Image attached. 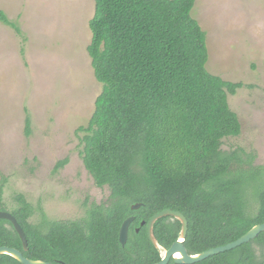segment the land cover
Wrapping results in <instances>:
<instances>
[{
  "label": "trees",
  "instance_id": "1",
  "mask_svg": "<svg viewBox=\"0 0 264 264\" xmlns=\"http://www.w3.org/2000/svg\"><path fill=\"white\" fill-rule=\"evenodd\" d=\"M196 0H95L88 46L103 90L87 125L76 129L82 158L98 187L110 189L106 203L93 202L81 220H32L23 194L10 211L25 231L28 250L12 222L0 218V246L15 247L33 260L54 264H155L161 249L147 222L171 208L188 219L190 254L235 241L264 223V167L243 148L224 150L223 140L242 132L229 94L245 87L207 68V34L192 10ZM0 22L21 38L17 20L0 9ZM26 134L31 118L26 117ZM67 159L60 160L57 167ZM256 175L260 184L254 186ZM6 178L0 172V210ZM258 206L252 211L251 200ZM142 203L139 209L132 205ZM135 216L126 245L123 222ZM145 224L142 225V222ZM9 224L7 227L5 224ZM182 223L159 219L154 234L167 249ZM0 264H21L0 255ZM169 264H181L171 260ZM193 264H264V232L248 243Z\"/></svg>",
  "mask_w": 264,
  "mask_h": 264
},
{
  "label": "rangeland",
  "instance_id": "2",
  "mask_svg": "<svg viewBox=\"0 0 264 264\" xmlns=\"http://www.w3.org/2000/svg\"><path fill=\"white\" fill-rule=\"evenodd\" d=\"M26 35L25 54L14 29L0 22V172L10 211L23 194L34 222L81 220L91 202L106 203L84 165L76 129L87 125L103 84L88 46L95 0H0ZM207 34L208 70L245 87L229 94L242 125L222 148H243L264 167V0H196L192 10ZM31 133L26 134V117ZM67 162L57 167L60 160ZM260 184L256 175L254 186ZM255 212L258 202L251 200Z\"/></svg>",
  "mask_w": 264,
  "mask_h": 264
},
{
  "label": "water",
  "instance_id": "3",
  "mask_svg": "<svg viewBox=\"0 0 264 264\" xmlns=\"http://www.w3.org/2000/svg\"><path fill=\"white\" fill-rule=\"evenodd\" d=\"M141 206L142 203H136L132 205V209L136 210L139 209ZM166 216L175 217L178 220H180L182 223V228L178 239L175 242H173V244L167 249L161 247L154 234L155 223L159 219ZM0 218L9 219L13 223L15 229L17 230L23 242L24 249L28 250V239L26 237L25 231L23 230L22 226L20 225L16 217L11 212L0 211ZM134 220H135V216H130L123 222L121 226L119 238L122 245H126V243L128 242L130 226ZM144 224L145 221L142 222V225ZM188 229H189L188 219L179 210L166 208L156 213L149 219V221L147 222V230H148L149 238L157 248L161 249V260L156 262L155 264H169L171 260H174L176 263H181V264H193L202 261L210 256L232 250L234 248L241 246L244 243H248L251 240L257 238L259 234L264 232V223L254 225L248 232H246L244 235H242L240 238H238L235 241L229 242L225 245L210 248L206 251L196 254H190L185 246V239L188 234ZM1 254H8L14 257L15 259H17L21 264H54L52 262H48L45 260L29 259L24 255V253L21 250L10 246H0V255ZM178 254L180 256H177Z\"/></svg>",
  "mask_w": 264,
  "mask_h": 264
},
{
  "label": "flooded vegetation",
  "instance_id": "4",
  "mask_svg": "<svg viewBox=\"0 0 264 264\" xmlns=\"http://www.w3.org/2000/svg\"><path fill=\"white\" fill-rule=\"evenodd\" d=\"M109 199V198H108ZM93 202H91L90 204H92ZM98 204H102V203H98ZM0 211H8V212H11L8 210V208H6L5 210H0ZM12 213V212H11ZM4 219V218H3ZM6 220H9V219H6ZM10 221V220H9ZM11 222V221H10ZM13 224V223H12ZM7 227L9 226V224H5ZM14 226V225H13ZM15 228V227H14ZM16 230V229H15ZM24 230V229H23ZM17 231V230H16ZM5 246V245H4ZM24 247V246H23ZM15 248V247H14ZM18 249V248H17ZM20 250V249H19ZM25 250V249H24ZM22 251V250H21ZM23 252V251H22ZM2 255V254H1ZM49 262V261H48Z\"/></svg>",
  "mask_w": 264,
  "mask_h": 264
},
{
  "label": "crops",
  "instance_id": "5",
  "mask_svg": "<svg viewBox=\"0 0 264 264\" xmlns=\"http://www.w3.org/2000/svg\"><path fill=\"white\" fill-rule=\"evenodd\" d=\"M4 10V9H3ZM5 11V10H4ZM6 12V11H5ZM7 13V12H6ZM10 17V16H9Z\"/></svg>",
  "mask_w": 264,
  "mask_h": 264
},
{
  "label": "bare ground",
  "instance_id": "6",
  "mask_svg": "<svg viewBox=\"0 0 264 264\" xmlns=\"http://www.w3.org/2000/svg\"><path fill=\"white\" fill-rule=\"evenodd\" d=\"M177 256H180L179 254Z\"/></svg>",
  "mask_w": 264,
  "mask_h": 264
}]
</instances>
